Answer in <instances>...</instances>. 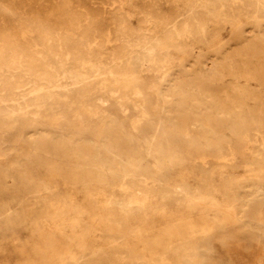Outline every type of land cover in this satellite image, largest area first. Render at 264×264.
<instances>
[{
  "label": "rangeland",
  "instance_id": "rangeland-1",
  "mask_svg": "<svg viewBox=\"0 0 264 264\" xmlns=\"http://www.w3.org/2000/svg\"><path fill=\"white\" fill-rule=\"evenodd\" d=\"M67 263L264 264V0H0V264Z\"/></svg>",
  "mask_w": 264,
  "mask_h": 264
},
{
  "label": "bare ground",
  "instance_id": "bare-ground-1",
  "mask_svg": "<svg viewBox=\"0 0 264 264\" xmlns=\"http://www.w3.org/2000/svg\"><path fill=\"white\" fill-rule=\"evenodd\" d=\"M192 1V0H191ZM198 1V0H197ZM189 2V1H188ZM191 5V4H190ZM190 7H192V5L190 6ZM196 7V6H195ZM188 8V7H187ZM193 9V8H192ZM100 10V9H99ZM187 10V9H186ZM173 11V10H172ZM174 12V11H173ZM87 13V12H86ZM171 13V12H170ZM188 14H189V12H188ZM88 15H86V17H87ZM168 17V16H167ZM172 18V17H171ZM180 18V17H179ZM168 20H169V17H168ZM86 21V20H85ZM174 22H175V20H174ZM118 23V22H117ZM169 23V22H168ZM96 25V24H95ZM94 25V26H95ZM178 25V24H177ZM185 25V24H184ZM197 25V24H196ZM186 26V25H185ZM192 26V25H191ZM186 28H188V27H185V30H186ZM190 28V27H189ZM146 32V31H145ZM198 32V31H197ZM60 33V32H59ZM166 34V33H165ZM86 36V35H85ZM90 38V37H89ZM69 39V38H68ZM66 42V41H65ZM64 45V44H63ZM112 46V45H111ZM126 48V47H125ZM76 50H77V48H76ZM76 50H75V52H76ZM74 51V50H73ZM143 52V51H142ZM118 53V52H117ZM76 54V53H75ZM81 54V53H80ZM71 58V57H70ZM195 62V61H194ZM162 79V78H161ZM180 94V93H179ZM193 108V107H192ZM181 125V124H180ZM194 127V126H193ZM208 137V136H207ZM54 139V138H53ZM215 140H217V139H215ZM55 142V141H54ZM53 145V144H52ZM67 147H68V145H67ZM229 147V146H228ZM68 150V149H67ZM75 150V149H74ZM259 194V193H258ZM245 208V207H244ZM31 214V213H30ZM195 241H197V240H195ZM194 242V241H193ZM197 243H198V241H197ZM206 243V242H205ZM194 245H195V243H194ZM197 245V244H196ZM196 245H195V247H196ZM193 246V245H192ZM198 246V245H197ZM193 248V247H192ZM197 248V247H196ZM196 250V249H195ZM182 253V252H181ZM186 253V252H185ZM187 255V254H186ZM178 259V258H177ZM189 259H190V257H189ZM180 261V260H179ZM182 263V262H181ZM180 263V264H181ZM68 264V263H67ZM187 264V263H186Z\"/></svg>",
  "mask_w": 264,
  "mask_h": 264
}]
</instances>
